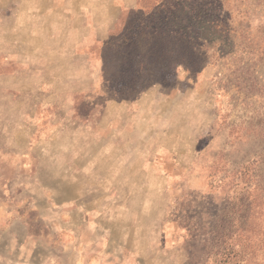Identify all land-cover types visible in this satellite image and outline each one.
<instances>
[{
	"label": "rangeland",
	"instance_id": "obj_1",
	"mask_svg": "<svg viewBox=\"0 0 264 264\" xmlns=\"http://www.w3.org/2000/svg\"><path fill=\"white\" fill-rule=\"evenodd\" d=\"M161 1L0 0V264H210L231 216L264 264V0L187 67Z\"/></svg>",
	"mask_w": 264,
	"mask_h": 264
},
{
	"label": "trees",
	"instance_id": "obj_2",
	"mask_svg": "<svg viewBox=\"0 0 264 264\" xmlns=\"http://www.w3.org/2000/svg\"><path fill=\"white\" fill-rule=\"evenodd\" d=\"M222 6L218 0H162L146 16V26L152 34L160 37L170 36L173 40L184 43L183 49L175 56V63L187 67V62L199 59L200 48L204 44L190 41L193 38L187 27H200L203 23H213L220 18ZM144 20V18H143ZM200 26H199V25ZM151 25V26H150ZM202 27V26H201ZM184 40V41H183ZM202 54L206 55L205 52ZM195 61V62H196ZM243 217L239 215L237 219ZM228 219V216H227ZM246 219V216H244ZM236 217L213 230L208 259L210 264H259L255 246L251 245L252 235L247 234V226L237 221ZM251 233H252V229Z\"/></svg>",
	"mask_w": 264,
	"mask_h": 264
}]
</instances>
